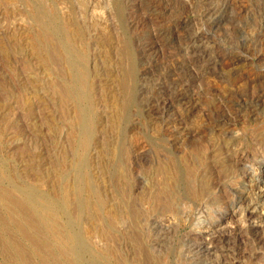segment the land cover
<instances>
[{"label":"rangeland","instance_id":"obj_1","mask_svg":"<svg viewBox=\"0 0 264 264\" xmlns=\"http://www.w3.org/2000/svg\"><path fill=\"white\" fill-rule=\"evenodd\" d=\"M261 176L264 0H0V264H264Z\"/></svg>","mask_w":264,"mask_h":264},{"label":"bare ground","instance_id":"obj_2","mask_svg":"<svg viewBox=\"0 0 264 264\" xmlns=\"http://www.w3.org/2000/svg\"><path fill=\"white\" fill-rule=\"evenodd\" d=\"M212 27H213V26H212ZM184 97H185V96H184ZM258 104H259V103H258ZM260 165H261V164H260ZM260 169H261V166H260ZM260 169H259V170H260ZM258 172H259V171H258ZM259 173H262V172L260 171ZM262 174H263V173H262ZM256 175H258V174H256ZM261 177H262V176H261ZM262 178H263V177H262ZM257 179H259V178H257ZM263 179H264V178H263ZM261 182H264V181H261ZM263 184H264V183H263ZM172 188H173V187H172ZM263 190H264V189H263ZM257 193H258V192H257ZM252 194H253V193H252ZM252 194H251V196L248 194V195L250 196V198L254 195V194H253V195H252ZM260 196L264 197V194L262 193ZM244 197H246V196H244ZM177 198H178V193H177V191H176L175 189L172 190V189L166 187V188L163 190V192L161 193V199H160V200H162L163 203H164L167 207H172V205L174 204V202H175V200H176ZM245 199L247 200V198H245ZM251 199H252V198H251ZM262 199H263V198H262ZM248 201H249V203H248V207H247V209H246L245 211H244V210H243V211L246 213V214H245V215H246L245 220L248 219V221H249V218H250V217H252V218L254 217V215H255L254 213H256L255 211H257V214H258V212H259V209H258V208L261 207V208L263 209L264 205H263V204L256 205V202L252 200V201L255 203V204H254L252 201L249 200V197H248ZM259 201H260V200H259ZM263 201H264V200H263ZM245 206H246V205H245ZM261 208H260V209H261ZM242 209H243V208H242ZM244 209H245V208H244ZM256 209H258V210H256ZM241 211H242V210H241ZM261 211H262V210H261ZM261 211H260V212H261ZM263 211H264V210H263ZM263 211H262V213H264ZM242 214H244V213L242 212ZM259 214H260V213H259ZM247 216H248L249 218H247ZM242 217H244V215H242ZM262 217H263V215H262ZM246 218H247V219H246ZM255 219H256V218H255ZM257 219H258V218H257ZM250 220H251V219H250ZM260 220H261V219H260ZM263 220H264V219H263ZM253 221H254V220H253ZM32 223H33L34 226H36V225H35V224H36V221H35V220L32 221ZM253 223H254V222H253ZM255 224H256V223H255ZM255 224H254V225L251 224L252 226L249 227V228H251V229L254 228L255 230H257L259 227H261V224H260V225H259V223H258L257 225H255ZM238 225H239V224H238ZM263 227H264V226H263ZM245 229H246V228H245ZM263 229H264V228H263ZM248 230H249V229H248ZM248 230H247V231H248ZM249 231H251V230H249ZM234 232H235V231H234ZM234 232H233V233H234ZM251 232H252V231H251ZM251 232H250V233H251ZM233 233H231V234H233ZM254 233H256V232L253 231V235H256V234H254ZM263 233H264L263 231H262V232H259L260 235L262 234V236H264ZM227 234H228V233H226V235H227ZM231 234H230V235H231ZM251 234H252V233H251ZM257 234H258V233H257ZM259 234H258V235H259ZM230 235H228V236H230ZM258 235H257V236H258ZM234 236H235V235H234ZM210 237H211V236H210ZM237 237H238V235H237ZM240 237H241V234H240ZM258 237H259V236H258ZM258 237H257V239H258ZM211 238H212V237H211ZM215 238H216V237L214 236L213 239L215 240ZM220 238H221V237H220ZM223 238H224V237H223ZM233 238H234V237H233ZM238 238H239V237H238ZM253 238H254V237H253ZM213 239H212V240H213ZM225 239H227V238H225ZM228 239H230V238L228 237ZM231 239H232V238H231ZM254 239H255V238H254ZM209 240H210V239H209ZM217 240H218V239H217ZM219 240H220V239H219ZM221 240H222V238H221ZM223 240H224V239H223ZM223 240H222V241H223ZM232 240H233V239H232ZM238 240H239V239H238ZM241 240H242V239H241ZM263 240H264V239H263ZM228 241H229V240H228ZM257 241H258V240H257ZM257 241H256V242H257ZM236 242H238V241H236ZM221 243H222V242H221ZM225 243H226V242H225ZM233 243H235V242H233ZM257 243H260V241L257 242ZM222 244H223V243H222ZM237 244H239V243H237ZM234 245H236V244H234ZM234 245H233V246H234ZM240 245H241V244H240ZM260 245H261V244H260ZM199 246H200V245H199ZM201 246H202V245H201ZM225 246H226V245H225ZM227 246H229V245H227ZM231 246H232V245H231ZM233 246H232V247H233ZM236 246H237V245H236ZM236 246H235V247H236ZM263 246H264V245H263ZM193 248H194V247H193ZM233 248H234V247H233ZM233 248H231V251H232ZM190 249H191V247H190ZM201 249H202V247H201ZM207 249H208V247H207ZM207 249L204 250V251H207ZM225 249H226V248H225ZM229 249H230V247H229ZM229 249H228V250H229ZM239 250H240V248H239V249L237 248V249L234 250V252H236V253H235L236 256L242 251V250H241V251H239ZM198 251H199V250H198ZM200 251H201V250H200ZM189 252H190V251H189ZM191 252H192V253H191L192 255L195 254V252H193V251H191ZM201 252H202V251H201ZM209 252H210V251H209ZM226 252H227V250H226ZM199 254H200V253H199ZM195 255H197V254H195ZM235 255H234V256H235ZM234 256H232V257H234Z\"/></svg>","mask_w":264,"mask_h":264}]
</instances>
